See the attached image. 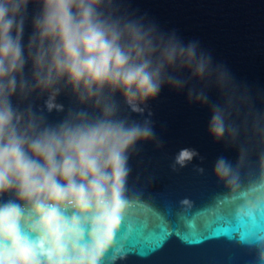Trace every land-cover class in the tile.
<instances>
[{"label": "clouds", "instance_id": "1", "mask_svg": "<svg viewBox=\"0 0 264 264\" xmlns=\"http://www.w3.org/2000/svg\"><path fill=\"white\" fill-rule=\"evenodd\" d=\"M218 70L198 41L122 14L118 0H0V264L126 259L116 241L129 211L128 161L138 143L155 137L150 102L170 85L207 103L196 84ZM217 87L223 97V83ZM63 93L75 106L49 122L45 112L65 113ZM33 95L46 97L42 108ZM230 109V100L212 105L216 141L235 142ZM198 155L179 150L173 170ZM246 155L241 149L235 164L219 157L214 172L230 190L222 198L234 205L239 243L264 264V185L241 187ZM257 161L264 170V150Z\"/></svg>", "mask_w": 264, "mask_h": 264}, {"label": "water", "instance_id": "2", "mask_svg": "<svg viewBox=\"0 0 264 264\" xmlns=\"http://www.w3.org/2000/svg\"><path fill=\"white\" fill-rule=\"evenodd\" d=\"M118 6L122 14L144 17L163 32L175 31L185 43L198 41L220 70L196 84L208 95L207 103L190 99L187 88L170 85L150 102L155 137L130 153L129 211L116 241L128 255L116 264H254V251L239 243L234 205L222 198L230 190L217 179L214 165L221 156L235 164L246 149L241 187L264 185L257 161L264 150V0H118ZM35 11L30 6L25 43ZM217 81L223 83V97ZM45 98L33 95L30 102L39 109ZM227 100L230 122L238 130L235 142L229 136L216 141L209 133L212 105ZM58 102L65 113L45 112L49 122L63 119L75 106L68 93ZM183 148L199 155L173 170Z\"/></svg>", "mask_w": 264, "mask_h": 264}]
</instances>
